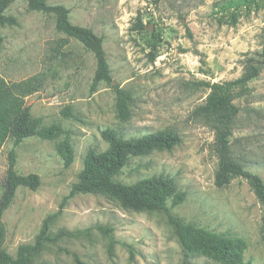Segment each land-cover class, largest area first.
<instances>
[{
    "label": "rangeland",
    "instance_id": "374dc122",
    "mask_svg": "<svg viewBox=\"0 0 264 264\" xmlns=\"http://www.w3.org/2000/svg\"><path fill=\"white\" fill-rule=\"evenodd\" d=\"M69 10L73 25L91 29L103 39L111 84L92 87L96 62L79 42L55 28V19L31 10L27 0L9 6L6 16L17 25L0 28V76L8 83L42 74V90L26 97L34 118L43 126L67 131L55 140L38 137L0 148V195L12 150L18 175L35 174L40 185L17 189L4 212V249L12 257L18 247L34 242L43 221L58 211L78 181L85 156L103 152L101 132L113 130L124 139L154 133L179 137L170 150H154L132 158L116 177L133 184L167 176L183 201L167 207L184 224L232 240L242 264H264V208L246 180L215 185L217 158L213 143L217 123L195 113L209 90L200 82L222 83L239 78L247 58L264 49V0L241 9L233 25L224 10L228 0H45ZM138 18L145 25L137 27ZM115 87L131 98L130 118L116 112ZM233 103L239 113L232 128L229 157L264 183V68ZM68 140L74 161L64 167L57 146ZM111 230L110 235L98 228ZM83 233L46 244L33 264H227L203 254L185 256L163 212L124 209L104 195H77L52 225Z\"/></svg>",
    "mask_w": 264,
    "mask_h": 264
},
{
    "label": "trees",
    "instance_id": "16d2710c",
    "mask_svg": "<svg viewBox=\"0 0 264 264\" xmlns=\"http://www.w3.org/2000/svg\"><path fill=\"white\" fill-rule=\"evenodd\" d=\"M15 1L17 0H0V28L5 25H17L14 18L5 14ZM256 2L257 0H228L224 10L229 12L231 24L236 23L237 13L241 9H248ZM27 3L31 10L54 17L56 30L64 35L62 41L64 46L67 45L68 39H74L93 54L96 62L93 89L101 83L111 84L110 69L101 37L89 28L73 25L69 10L63 5H49L45 0H27ZM137 27L139 31L145 28L140 18H138ZM2 42L3 37L0 32V50ZM263 68L264 49L259 58L246 59L244 71L239 78L222 83L200 82L198 85L208 89L209 94L195 113L212 116L217 123L213 143V153L217 158L215 185L220 188L226 187L232 180L242 178L247 181L256 199L264 208L262 179L249 172L241 163L231 160L228 154L232 128L239 113L238 107L233 103V96L237 91L246 90ZM44 83L45 78L42 74L11 84L0 76V148L8 140H12L17 146L30 137L51 141L67 134V131L59 125L43 126L40 118H34L29 106L26 105L25 98L42 90ZM115 91L117 117L121 121H127L130 118L131 98L119 87H115ZM101 136L108 143V149L103 152L87 153L78 181L62 199L58 211L46 217L34 242L19 246L15 257L4 249L6 230L2 218L11 205L17 189L25 187L35 191L40 185V180L35 174L18 175L15 171V152L14 150L10 152L0 195V264H33L34 259L44 250L46 244L55 243L63 238L79 237L83 233L81 230L73 232L61 230L54 234L51 228L69 200L77 195L88 194L104 195L115 199L124 209L163 212L185 256L203 254L225 260L227 264H242V252L232 240L215 232L184 224L171 215L167 207L168 200H171L173 207L179 205L184 199V195L177 191L171 178L162 175L152 176L133 184L116 181V177L132 158L145 156L154 150H170L180 142L179 137L159 132L139 138L124 139L113 130H104ZM57 151L63 159L64 167L69 168L74 161L72 145L68 140H64L57 146ZM98 229L110 235L111 230L101 227ZM75 263L83 264L77 258Z\"/></svg>",
    "mask_w": 264,
    "mask_h": 264
}]
</instances>
